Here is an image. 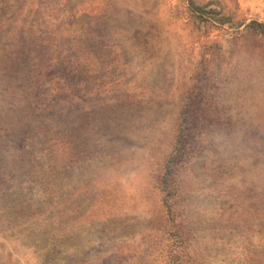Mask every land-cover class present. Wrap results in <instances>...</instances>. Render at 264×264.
<instances>
[{"label":"rangeland","instance_id":"1","mask_svg":"<svg viewBox=\"0 0 264 264\" xmlns=\"http://www.w3.org/2000/svg\"><path fill=\"white\" fill-rule=\"evenodd\" d=\"M264 0H0V264H264Z\"/></svg>","mask_w":264,"mask_h":264},{"label":"trees","instance_id":"2","mask_svg":"<svg viewBox=\"0 0 264 264\" xmlns=\"http://www.w3.org/2000/svg\"><path fill=\"white\" fill-rule=\"evenodd\" d=\"M259 25L261 26V27H263L264 25L263 24H261V23H259Z\"/></svg>","mask_w":264,"mask_h":264}]
</instances>
